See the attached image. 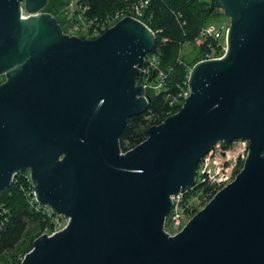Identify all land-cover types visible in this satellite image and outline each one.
Instances as JSON below:
<instances>
[{"label": "water", "instance_id": "water-1", "mask_svg": "<svg viewBox=\"0 0 264 264\" xmlns=\"http://www.w3.org/2000/svg\"><path fill=\"white\" fill-rule=\"evenodd\" d=\"M47 2L0 0V191L31 169L36 201L69 218L22 264H264V0H211L231 20L225 54L197 62L181 109L124 153L128 119L149 104L138 76L155 33L127 16L69 36ZM236 139L249 141L243 169L168 235L171 196Z\"/></svg>", "mask_w": 264, "mask_h": 264}, {"label": "trees", "instance_id": "trees-1", "mask_svg": "<svg viewBox=\"0 0 264 264\" xmlns=\"http://www.w3.org/2000/svg\"><path fill=\"white\" fill-rule=\"evenodd\" d=\"M49 0L45 7L55 15L67 0ZM145 0H80L85 7L88 21L100 24L117 11L133 15L148 25L156 35L157 44L148 55H156L159 67L165 73L164 87L157 91L147 88L148 107L131 116L119 138V147L127 152L148 138V129L158 125L178 112L185 102L181 95L188 87L192 68L181 58V50L187 42L198 39L208 18L215 12L210 9L211 0H147L140 15L135 4ZM86 39V38H84ZM218 38L207 37L201 42L203 51H212ZM140 76V73H139ZM138 76V82L142 79ZM150 81L156 78L151 74ZM2 82L0 81V85ZM28 171L18 172L10 186L0 191V264H22L24 256L32 250L43 233L53 231L51 213L44 205L33 200L32 183ZM204 190L212 199L213 187L197 183L189 188L186 198ZM201 199L203 195H200ZM200 209L196 210V213Z\"/></svg>", "mask_w": 264, "mask_h": 264}, {"label": "built area", "instance_id": "built-area-1", "mask_svg": "<svg viewBox=\"0 0 264 264\" xmlns=\"http://www.w3.org/2000/svg\"><path fill=\"white\" fill-rule=\"evenodd\" d=\"M148 1L145 0L141 3L135 4L134 10L136 14L140 15L142 13V8ZM85 7L80 3V0H72L70 2V25L66 29H62L63 33L66 35H74L80 38L93 39L98 36L97 31L93 33V37L90 36V26L94 24V21H88L84 15ZM117 17L124 18L131 15H123L118 13ZM137 18L136 16H131ZM139 19V18H137ZM121 20V19H120ZM140 20V19H139ZM118 22V21H117ZM116 24V23H115ZM231 24V23H230ZM230 24H222L218 28H211L209 26H204L201 30V34L203 37H215L220 38L225 34V44L227 46V36ZM89 30L86 34L81 36V31L86 29ZM227 49V48H226ZM156 80L150 81L149 76L154 74ZM140 79L141 84L147 90V88H152L157 91H160L165 84V73L159 67V61L156 55H148L144 57L143 65L140 68ZM189 84L188 87L181 94L185 99L189 96L191 92L190 87V76H189ZM123 152V151H122ZM124 153V152H123ZM249 156V141L246 139H236L231 143L226 144L223 141H219L215 144V146L201 159L197 166V177L196 183L205 184L207 187H213L212 198L225 186L230 184L235 180L239 172L243 169L244 164ZM28 171V178L32 183V195L33 200L36 201V187L37 183L32 179V171L31 169H26ZM194 185V186H195ZM194 186L189 187L193 189ZM189 188L185 192H180L176 195H172V207L165 219L164 223V231L170 235L175 236L180 231L183 230L185 225L193 218L196 214V210L200 209L201 206L207 202L210 198L208 193H205L204 190L198 191L197 194L192 195L191 197L186 198V193L189 191ZM200 195H203L201 199ZM37 202V201H36ZM38 203V202H37ZM40 204V203H38ZM44 205L51 213L55 216L59 215L54 213L52 209L46 205ZM60 230H53L50 233H43L42 235L52 236L56 232ZM25 258V256H24ZM23 258V260H24ZM22 260V262H23Z\"/></svg>", "mask_w": 264, "mask_h": 264}, {"label": "rangeland", "instance_id": "rangeland-1", "mask_svg": "<svg viewBox=\"0 0 264 264\" xmlns=\"http://www.w3.org/2000/svg\"><path fill=\"white\" fill-rule=\"evenodd\" d=\"M53 4L55 3L54 0ZM49 2V0H48ZM47 2V4H48ZM70 2H72V0H67L66 4H64V6H62L60 8V10H58V12L55 13V15H53L52 13L45 11V7L41 10V12H47L50 13L52 16H54L57 20V22L60 24L62 29H66L69 27V23H70V16H69V11H70ZM46 4V5H47ZM23 7V14H28L27 10L25 9V3L22 4ZM215 12L208 18V20L206 22H208V24H206L205 26H209L213 29V28H218L220 25L222 24H230L231 20L230 18L224 13L223 9H219V8H215L214 9ZM119 13V11H117L116 13H114V15L106 18L105 20L101 21L100 24H92L90 26V36L93 37V33L97 31L98 36H100L101 34H103L105 31H107L110 27H112L115 23H117V21H119L121 16L117 17L116 15ZM133 16V15H131ZM89 30L86 29L82 30L80 34H82L81 36L83 37L84 34H86ZM97 36V37H98ZM206 36L203 37L202 35H200L198 37V39L191 41V42H187L182 50H181V58L183 60H185L189 66L191 68L194 67V65L204 59H209V58H217V57H221L225 54L226 52V44H225V34L223 36H221L220 38H218V42L217 45L215 47L212 48V51H203L201 49V42H203L205 40ZM87 39V38H86ZM7 80V77L5 74L0 75V81L2 83H4ZM210 200H208L207 202H205L200 209L204 208L207 203ZM51 222L53 225V230H61L63 229L68 221L69 218L65 217L62 214H59L57 216L52 215L51 216ZM47 233H50L49 231H47Z\"/></svg>", "mask_w": 264, "mask_h": 264}]
</instances>
